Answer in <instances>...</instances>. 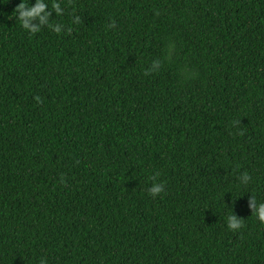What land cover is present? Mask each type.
<instances>
[{"label":"trees","instance_id":"obj_1","mask_svg":"<svg viewBox=\"0 0 264 264\" xmlns=\"http://www.w3.org/2000/svg\"><path fill=\"white\" fill-rule=\"evenodd\" d=\"M20 2L0 0V264H264V0H43L34 33Z\"/></svg>","mask_w":264,"mask_h":264},{"label":"clouds","instance_id":"obj_2","mask_svg":"<svg viewBox=\"0 0 264 264\" xmlns=\"http://www.w3.org/2000/svg\"><path fill=\"white\" fill-rule=\"evenodd\" d=\"M46 7H47V5L43 2V0H37V3L35 5L33 4L31 7H28L24 3L20 2L15 8L16 12H17V15L15 16L16 20L20 21L23 28L27 29L29 32L34 33L36 31H38L39 28L38 27H30L29 22H28V18L33 17L35 14H38L39 12H41ZM52 8L59 11V9H60L59 3H54L52 5ZM41 19L43 20L44 17L42 16ZM50 27L55 28V31L59 32V28L56 27V25H50ZM38 99L39 98L37 97V100ZM160 191H161V187L159 184H157L151 188L149 194L154 196L156 193H158ZM255 204H256V207H255L253 214L256 216V218L261 223H264V202L257 203V201H255ZM226 223H227L228 229L231 231L239 230L243 226L241 220L239 218H237L235 214L228 215L226 217Z\"/></svg>","mask_w":264,"mask_h":264}]
</instances>
